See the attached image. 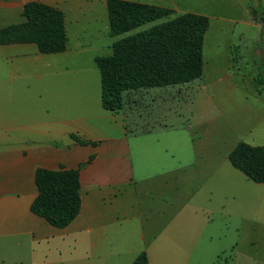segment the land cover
I'll use <instances>...</instances> for the list:
<instances>
[{
    "label": "crops",
    "instance_id": "0c3cea01",
    "mask_svg": "<svg viewBox=\"0 0 264 264\" xmlns=\"http://www.w3.org/2000/svg\"><path fill=\"white\" fill-rule=\"evenodd\" d=\"M123 1L210 20L202 78L168 87V104L155 88L149 126L135 133L136 100L119 112L102 104L96 60L125 37L111 36L109 0H0V29L39 3L64 14L68 39L49 54L0 45V264H133L143 252L149 264H264V184L229 160L241 142L264 146L258 68L253 56L254 73L232 67L256 0ZM37 169L80 173V213L63 229L32 212Z\"/></svg>",
    "mask_w": 264,
    "mask_h": 264
},
{
    "label": "trees",
    "instance_id": "16d2710c",
    "mask_svg": "<svg viewBox=\"0 0 264 264\" xmlns=\"http://www.w3.org/2000/svg\"><path fill=\"white\" fill-rule=\"evenodd\" d=\"M113 54L97 58L102 77V104L111 112L123 109L124 91L173 87L191 83L203 76V46L209 18L196 14L172 17L147 29L143 27L174 15L170 9L123 0L108 2ZM25 24L0 29V45L34 43L41 53H59L67 49L64 14L39 3L24 7ZM139 30L135 33H132ZM253 61L258 74L253 83L264 88V28L255 44ZM236 64V63H235ZM75 140L82 144L86 141ZM231 164L250 181L264 184V146L244 142L229 156ZM39 194L32 212L52 226L63 229L80 213L81 183L78 170H36ZM133 264H149L141 253Z\"/></svg>",
    "mask_w": 264,
    "mask_h": 264
},
{
    "label": "rangeland",
    "instance_id": "374dc122",
    "mask_svg": "<svg viewBox=\"0 0 264 264\" xmlns=\"http://www.w3.org/2000/svg\"><path fill=\"white\" fill-rule=\"evenodd\" d=\"M250 14L251 17L249 19L245 20V27L244 28H240V29H236L235 31V36H234V48L232 51V67L236 68L237 67H241V68H249V70H253V73L256 70V67L254 66V64L252 63V56H253V39H257L258 36L261 33V29L262 27H264V8L261 7V4L259 2V0H256V4L253 2L250 5ZM221 14V13H220ZM223 14V12H222ZM225 14V13H224ZM176 15H172L171 17H167L164 18L158 22H155L153 24H149L146 27H144L143 29H147L155 24L158 23H162L164 21H167L169 19H171L172 17H175ZM180 16V15H179ZM242 58V61H239V58ZM236 63V64H235ZM250 65L248 67V65ZM253 77V74H250ZM251 78V77H250ZM184 85V84H181ZM180 86V85H177ZM175 87V86H173ZM248 87V86H247ZM161 92H160V98L162 99V97L167 98L166 103L168 104L169 100L168 97H171L173 95L176 94V91H174V89L177 88H168V87H162L160 88ZM152 91H156L155 88H147V89H139V90H129V91H124L121 94L122 97V101H123V109H125V105L128 104L131 100H136L134 101L133 106H137V113L141 118L134 119L133 122L129 123L131 130L135 133V132H142L143 130H145V128H148L149 125H146L142 122V120H146V118H144L143 116H146L148 114L149 109H151V105L147 104V107H143L146 102L150 101V98H152L153 96H155L156 98L159 97V95L156 96V93H153ZM259 94L262 95L264 93V88H260L258 89ZM249 95V93H248ZM220 101L221 99L218 98ZM240 99V97H239ZM227 100H229L228 98H226L225 100H223L224 102H226ZM144 102V103H143ZM221 104V102H219V105ZM162 111L165 112V108L162 109ZM246 112H248V114L251 115V113H253L251 108H248L246 110ZM148 116V115H147ZM223 259H227L230 254L228 255H223Z\"/></svg>",
    "mask_w": 264,
    "mask_h": 264
}]
</instances>
